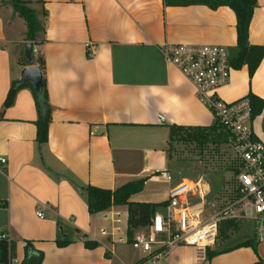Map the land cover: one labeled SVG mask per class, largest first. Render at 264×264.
<instances>
[{
  "label": "crops",
  "instance_id": "obj_1",
  "mask_svg": "<svg viewBox=\"0 0 264 264\" xmlns=\"http://www.w3.org/2000/svg\"><path fill=\"white\" fill-rule=\"evenodd\" d=\"M24 1L46 31L34 45L33 64L25 62L27 24L12 0H0V116L12 84L28 67L38 66L36 59L43 55L52 121L49 140L39 149V113L31 88L21 89L4 112L0 238L4 234L16 244L12 264L22 263L28 241L44 254L42 264H126L119 252L122 244L102 236L101 229L115 226L110 218L117 213L128 222V207L91 215L86 188L116 190L146 179L143 191L131 201L159 204L188 179L169 159L170 128L210 127L215 118L190 81L166 61L164 48L220 45L236 56V14L229 7H169L165 0ZM250 42L264 47V0H258ZM250 93L264 100V60L253 78L247 67L235 70L220 96L232 102ZM253 127L264 143V111ZM222 178L215 199L226 194L225 174ZM233 196L234 191L231 200ZM83 236L99 247L87 249ZM65 238L71 244L58 247L57 240ZM256 257L247 264L261 258ZM208 261L200 260L192 247L178 248L168 258V264Z\"/></svg>",
  "mask_w": 264,
  "mask_h": 264
},
{
  "label": "built area",
  "instance_id": "obj_2",
  "mask_svg": "<svg viewBox=\"0 0 264 264\" xmlns=\"http://www.w3.org/2000/svg\"><path fill=\"white\" fill-rule=\"evenodd\" d=\"M164 56L190 81L202 104L229 132L240 166L234 196L223 206H212L203 178L186 179L171 189L167 205L156 212L150 226L137 230L132 240L128 222L123 223L120 213L113 219L105 215L115 226L101 229L102 236L139 251L141 256L134 264H168L170 255L181 247L195 248L198 258L204 260L218 242L220 225L227 221H252L256 242L264 244V143L254 131L250 98L227 102L220 96L235 71L229 49L177 44L165 46ZM96 133L94 130L92 135ZM0 162L5 164L6 160ZM37 216L44 218L41 211ZM254 264H264V257Z\"/></svg>",
  "mask_w": 264,
  "mask_h": 264
},
{
  "label": "trees",
  "instance_id": "obj_3",
  "mask_svg": "<svg viewBox=\"0 0 264 264\" xmlns=\"http://www.w3.org/2000/svg\"><path fill=\"white\" fill-rule=\"evenodd\" d=\"M165 4L169 7H189L203 5L216 10L220 7L231 8L237 18V53L233 57L232 64L235 70H241L244 67L248 68L250 78H253L257 70L260 68L264 60V47L253 45L250 42V26L254 18V13L258 8V0H165ZM14 11L25 20L27 24L26 41L38 45L39 34L46 31L45 25L39 20L37 12L32 9L24 0H12ZM47 11L44 12V17H47ZM92 57L91 53L88 54ZM27 58H24L26 62ZM34 60V53H33ZM29 62V61H28ZM31 64V63H30ZM36 64L42 69L43 76L46 70L45 58L43 55H38ZM44 99L46 104V114H44L43 105L39 101L35 89L30 84L19 85L14 82L8 92L7 98L4 103V109L0 116V121L3 119L4 112L12 107L15 103L18 92L25 88L30 87L33 91L34 99L39 113V119L36 122L37 126V144L39 149L49 140L50 124L52 121V107L49 102L48 91L46 88V79L44 77ZM252 102L253 119L260 116L264 111V100L258 98L254 94L248 95ZM229 132L217 121L210 127H181L172 126L170 128V140L168 155L169 159L173 160V148L176 143H183L186 145H195L197 153L203 157L207 155L219 154L221 155V147L230 142ZM213 147V149L210 148ZM234 174L240 172L238 168H232ZM236 170V171H235ZM146 179L129 182L116 190H106L93 186L86 188L88 212L91 215L102 213L113 206H127L128 207V226H129V239L132 240L134 234L139 229H145L151 225L155 214L160 209L167 205V202L154 204V203H138L131 201L132 197L143 191ZM229 228L233 230L239 229V222L227 221ZM78 232V231H76ZM4 235V234H3ZM2 235V236H3ZM84 245L87 249L94 250L99 247L98 242L90 241L86 236ZM71 244L69 238L57 240V246L65 248ZM244 245H252L249 240ZM16 244L9 242L7 238H0V264H12L15 257ZM216 255L212 250L208 251L207 259H212ZM44 261V254L38 251L32 242H26L25 258L21 264H42Z\"/></svg>",
  "mask_w": 264,
  "mask_h": 264
},
{
  "label": "rangeland",
  "instance_id": "obj_4",
  "mask_svg": "<svg viewBox=\"0 0 264 264\" xmlns=\"http://www.w3.org/2000/svg\"><path fill=\"white\" fill-rule=\"evenodd\" d=\"M230 51V50H229ZM232 57H235V52L230 51ZM173 148L172 156L173 167L183 169L185 176L190 180L203 178L204 185L211 190L212 196L209 202L212 206L218 200V206H223L231 201V194L236 187V175L232 168H238L239 163L236 159V154L229 143L221 147V155L214 154L201 157L195 145H186L176 143ZM213 149L212 146H210ZM236 171V170H235ZM225 174L227 178V191L222 194L220 199H215L217 188L221 187L222 176ZM214 198V199H213ZM213 208V207H211ZM255 240V225L252 221L247 220L241 222L238 230L229 228V223L223 222L220 225L219 237L216 246L212 249L216 253L212 259H208V264H247L248 259L259 254L264 257V249L261 244H254V248L244 245L246 241ZM120 255L124 258L126 264H134L141 256L139 251L133 249L131 245L119 246Z\"/></svg>",
  "mask_w": 264,
  "mask_h": 264
},
{
  "label": "water",
  "instance_id": "obj_5",
  "mask_svg": "<svg viewBox=\"0 0 264 264\" xmlns=\"http://www.w3.org/2000/svg\"><path fill=\"white\" fill-rule=\"evenodd\" d=\"M33 53H34V44L28 43L26 46V57L31 64H33ZM18 84L19 85L31 84L34 87L37 97L43 105L44 114H46V104L44 99L45 86H44V76L42 69L39 66H33V65L28 67L25 70Z\"/></svg>",
  "mask_w": 264,
  "mask_h": 264
}]
</instances>
